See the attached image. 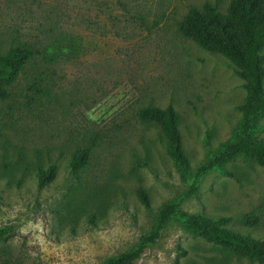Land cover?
Returning a JSON list of instances; mask_svg holds the SVG:
<instances>
[{"label": "rangeland", "instance_id": "rangeland-1", "mask_svg": "<svg viewBox=\"0 0 264 264\" xmlns=\"http://www.w3.org/2000/svg\"><path fill=\"white\" fill-rule=\"evenodd\" d=\"M122 1L0 0V52L22 42L64 51L53 64H30L0 99V230L9 228L0 264H104L137 246L177 200L184 212L228 217L218 225L264 239V166L248 156L212 169L182 199L197 169L241 131L247 90L236 65L183 36L179 22L193 6L226 12L231 0ZM38 76L40 95L29 89ZM169 104L187 168L168 154L158 124L138 115ZM250 132L264 139V114ZM87 146L88 163L74 168ZM51 165L54 178L40 186L39 167ZM191 229L172 218L136 264H261Z\"/></svg>", "mask_w": 264, "mask_h": 264}, {"label": "trees", "instance_id": "trees-1", "mask_svg": "<svg viewBox=\"0 0 264 264\" xmlns=\"http://www.w3.org/2000/svg\"><path fill=\"white\" fill-rule=\"evenodd\" d=\"M119 2L125 6L122 0ZM138 18L143 24L146 23L143 15H138ZM158 23L159 20H156L153 26ZM179 31L205 49L220 53L232 61L237 67L236 72L244 79L247 90L245 101L240 105L243 122L241 131L229 138L214 157L197 169L191 177L190 188L182 197L188 199L198 193L205 174L221 167L237 155L248 156L264 166V139L255 140L250 137L254 121L264 114V0H231L226 12H222L217 3L207 2L202 7L193 6L179 22ZM75 46L70 44V52L74 51ZM60 49L56 44L37 47L22 42L0 52V99L7 100L13 96L14 84L30 64H53L61 53H64ZM42 80L38 76L29 84V89L39 95L46 92ZM35 99L30 96L28 103ZM138 115L144 121L158 124L164 135L168 154L180 167L187 168L189 162L179 127L180 114L176 108L172 104L166 107L144 105L139 108ZM90 154V146L78 150L71 165L74 168L84 167ZM56 169V165L39 167V185H47L54 178ZM138 195L144 204H149L144 188L138 189ZM180 205V200L167 204L160 211L153 230L144 236L137 246L109 258L104 264H136L146 250L159 239L168 222L175 217L182 218L192 231L202 234L215 244L264 264V239L220 227L218 223L228 222V217L215 220L208 216H195L182 211ZM246 217L247 222L257 223V215ZM8 231L9 228L0 230V242Z\"/></svg>", "mask_w": 264, "mask_h": 264}]
</instances>
